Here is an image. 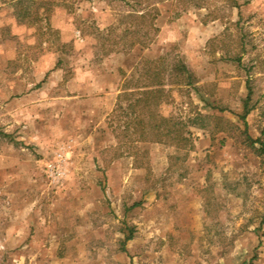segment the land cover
Returning a JSON list of instances; mask_svg holds the SVG:
<instances>
[{
    "label": "rangeland",
    "instance_id": "rangeland-1",
    "mask_svg": "<svg viewBox=\"0 0 264 264\" xmlns=\"http://www.w3.org/2000/svg\"><path fill=\"white\" fill-rule=\"evenodd\" d=\"M161 56L163 100L129 108ZM248 135L264 0H0V264H264Z\"/></svg>",
    "mask_w": 264,
    "mask_h": 264
},
{
    "label": "trees",
    "instance_id": "trees-1",
    "mask_svg": "<svg viewBox=\"0 0 264 264\" xmlns=\"http://www.w3.org/2000/svg\"><path fill=\"white\" fill-rule=\"evenodd\" d=\"M186 4V3H185ZM192 4V5H191ZM190 5L195 8H201L203 7L202 3L197 1L194 3H191ZM186 6V5H185ZM189 6V4L187 5ZM187 9V7L185 8ZM167 58L165 56H161L157 59V62H155L157 65L153 67L151 70H147L146 74H148V82L143 86V87H138V88H132L127 85L123 89V93L121 92L122 95L125 97H128L132 102L129 105V108L135 109L137 105H142L145 109H149L150 107L154 105L160 104V102L163 100L165 93H166V78L165 74L167 69V63H166ZM152 62V63H153ZM150 69V68H149ZM170 75H180L186 85H193L194 84V79L193 75L186 65L184 61L181 59H175L173 58L172 64L170 65ZM198 89L197 87H194ZM249 98L250 95L247 97L245 100V105H244V113L241 115V118L245 121L247 115L251 112V108L249 107ZM133 99L136 100V104L133 103ZM144 112H147V110ZM155 115L154 110L151 111V116L153 117ZM154 130L157 131V134L162 135V133H159L158 125H153ZM170 134V131H168ZM166 133V135L168 134ZM247 139L251 142L252 145H255L256 142L261 143V147L258 149V151L261 154H264V143L261 141V139H253L250 135L247 136ZM132 233L126 237L127 240L132 239Z\"/></svg>",
    "mask_w": 264,
    "mask_h": 264
},
{
    "label": "crops",
    "instance_id": "crops-1",
    "mask_svg": "<svg viewBox=\"0 0 264 264\" xmlns=\"http://www.w3.org/2000/svg\"><path fill=\"white\" fill-rule=\"evenodd\" d=\"M122 91H119V93H121ZM125 161V158H121V159H119V160H117V161H115V163H117V162H119V164H121L122 162H124ZM132 162H131V166H132Z\"/></svg>",
    "mask_w": 264,
    "mask_h": 264
}]
</instances>
